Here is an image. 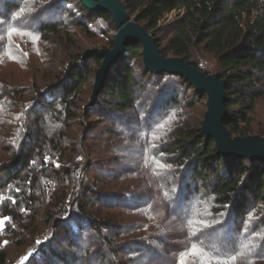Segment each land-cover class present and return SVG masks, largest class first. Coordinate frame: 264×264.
I'll return each instance as SVG.
<instances>
[{
  "label": "trees",
  "instance_id": "trees-1",
  "mask_svg": "<svg viewBox=\"0 0 264 264\" xmlns=\"http://www.w3.org/2000/svg\"><path fill=\"white\" fill-rule=\"evenodd\" d=\"M46 1L35 0L31 10L18 18L15 15L23 9L19 0H0V38L6 45L7 35L15 39L10 46L11 60H15L11 65H16V71L19 62H26L24 74L6 78L4 43L0 44V217L7 220L0 234V264H7L9 256L5 246L2 247L4 237L10 236L16 246H24L29 236L32 238L47 224H53L50 239L42 243L40 253L27 264H37L43 257L51 264L50 243L63 234L75 252L60 255L53 251L52 257L60 264H161L163 254L171 256L167 264H178L184 261L183 257H190V250L201 248L203 242L195 236V228L203 226L204 217L192 211L193 206H187L192 197L208 192L218 207L214 213L229 212L236 221L246 219L250 211L264 204V163L245 158L227 160L215 148V141L203 133L206 103L198 110L197 106L199 101H206V94L196 92L182 76L152 74L144 67L145 75L151 78L176 79L185 87V97L180 99V92L174 88L167 97L165 89L159 90L161 87L156 90L158 93L142 96L145 86L135 76L132 63L141 55L143 62L139 43L127 44L125 55L108 73L96 105L88 108L79 104L80 99L90 102L94 90L93 84L85 98L81 97L82 87L93 71L90 62L95 60L100 68L102 59L93 55L83 61L87 50L69 56L57 51L56 56H63L59 62L63 66L57 63L56 66L48 60L46 45L78 48L74 32H70L66 23L69 20L71 25L72 17L75 20L71 26L91 40L96 33L91 26L95 19L111 21L115 29L116 24L110 14L92 12L80 0H74L78 10L72 7L73 0H57L55 6L46 5ZM122 1L130 17L135 16L134 21L156 38L164 57L190 60L197 69L225 80L228 110L225 125L233 137L257 134L264 137V115L259 113L264 103V0ZM174 12L183 15L173 24L161 26ZM45 17L50 19L44 20ZM31 27L40 36L42 62L55 70L42 78L41 84L36 82V78L40 81L33 60L36 55L22 49L14 38L32 31ZM13 32L16 34L10 35ZM32 36H28L26 49L31 50ZM115 41L114 36L103 50H112ZM203 60L210 61L214 70L202 68ZM71 62L74 65H69ZM31 78L34 84L24 87V82ZM174 85L178 86L176 82ZM47 92L51 98L46 96ZM189 92L196 100H187L185 112L180 107ZM96 109L108 111L102 117L109 118L110 112L118 115L113 117V126L119 124L118 137L126 145L123 149L121 145L117 152L128 150L135 158L131 170L118 176L104 173L91 182L89 172L94 158L85 143L89 140L88 132L81 147L83 161L76 160L72 168L69 163L75 160L77 150L76 145L64 142L68 138L65 125L71 126L75 121L87 125L89 113ZM43 117L48 123L64 126L58 138L44 141L43 132L39 131L42 121L45 122ZM26 136L31 140H26ZM167 163L174 168L167 169ZM146 200L151 205L147 214L153 217L154 226L165 231L168 246L149 226L148 218L140 225L138 234L131 235L126 229L133 223L124 224L123 212L145 216L142 207L135 205ZM161 242L163 253L156 256ZM234 247L235 244L231 248ZM117 251L122 252L123 258ZM213 256L219 259V264L232 261L252 264L238 248Z\"/></svg>",
  "mask_w": 264,
  "mask_h": 264
},
{
  "label": "rangeland",
  "instance_id": "rangeland-1",
  "mask_svg": "<svg viewBox=\"0 0 264 264\" xmlns=\"http://www.w3.org/2000/svg\"><path fill=\"white\" fill-rule=\"evenodd\" d=\"M35 0H19V5H22V11L20 13H17L15 16L16 17H22L23 14L26 11L31 10V6H33ZM44 1V0H42ZM58 3L57 0H47L46 5L51 4V6H55ZM50 6V7H51ZM72 7L78 10V4L76 1L73 0L72 2ZM38 14V13H37ZM183 14L179 12H174L171 13L169 16H167L164 20L161 26H169L170 24H173L175 20L179 17H181ZM51 18V16H49ZM49 17H45L44 20H49ZM57 15L55 16L56 20ZM133 20L135 19V16L131 17ZM75 20V17L70 18L71 25L72 22ZM69 20L66 21L68 24V27L70 29V32H74V39H76V44L78 46L77 49L74 50V46L71 47L69 45L63 44L62 46L59 47H51V45H46L47 46V52H48V60L49 62H54L53 64L58 66H63L59 64L60 60L63 58V56H56V52H60L63 55H70V54H79L82 53L83 50H89V49H98V50H103V48L108 47L105 45V43H109L111 40H113L115 34H116V29L115 25H113V22H106L102 21L100 19H95L92 23V29L96 30L95 32V38L91 40L90 38L88 39L85 37L83 33L78 31V29L73 28L69 23ZM1 23V21H0ZM2 24V23H1ZM31 25H33L31 23ZM32 28V27H31ZM3 31L5 29L3 28ZM36 30L32 28V31H29L28 33H22L24 35H14V38H16L17 44L22 49H25L27 51H30L31 53L35 54L37 58H33V60L36 62V65L38 66L36 68V73L39 75L40 73V81L36 78V82L41 84L42 78L45 76H48L50 71L55 72L53 68H47L44 63L42 62V56H41V40L40 36L38 35V32H35ZM0 32H2V28L0 26ZM9 34V33H8ZM16 34V32L11 33ZM32 36V47L30 49H26L25 43L27 39L29 38L28 36ZM7 39L9 41V44L6 45L5 42L0 38V44L4 43L3 46V51H5V67L3 68L6 78L7 77H12L13 75H22L25 73L26 70V62L22 61L19 62V67L15 71V66L16 65H11L12 62H15L14 59L11 60L13 57V50L10 48L12 45V42H15V39L13 40L9 35H7ZM21 42V44L19 43ZM46 46H44V53L46 52ZM2 48V47H1ZM85 51V52H87ZM140 51H143L141 49ZM84 52V53H85ZM83 53V54H84ZM6 57L8 58V61L6 60ZM64 61V60H62ZM133 65H134V70H135V76L139 78L141 81L142 85L145 86V92L141 91L142 96H146L147 94H150L152 92H157L156 90L158 87L160 88L159 90H166V96L169 97L174 89H177L180 92V99L181 97L184 98V86L179 85L178 81L172 77L171 80L169 79H160L158 77L151 78L149 76L145 75V70L142 62V55L136 57L135 59L132 60ZM75 62V61H74ZM74 62H71L69 65H74ZM202 62V68H205L208 71H213L214 68L212 66V63L210 61H201ZM39 64V65H38ZM56 65V66H57ZM91 67L92 73L90 74V78L88 79V82L82 87L84 89V93H82V98H85L86 92L89 91L90 86L94 84V79H95V74L96 70L100 69L99 64L94 60L91 61L89 64V68ZM43 68L44 70L39 71L38 69ZM47 68V69H46ZM0 73L2 75V70L0 69ZM34 78H31L29 81H25L23 86L26 87L28 85L34 84ZM176 85L178 86H175ZM43 83V82H42ZM44 84V83H43ZM156 87V88H155ZM43 88V86H42ZM41 88V89H42ZM155 89V90H153ZM148 92V93H147ZM159 92V91H158ZM157 92V93H158ZM139 94V95H141ZM46 96L51 98V93L47 92ZM185 99V104L182 102V106L180 108L184 109L187 103L188 99H193L196 97L192 92H189L188 97ZM200 100V99H199ZM202 100V99H201ZM203 102L199 101L197 110L199 109V106L203 107L206 103L205 99L202 100ZM78 103L81 105H87L89 107L88 100L84 101L83 100H78ZM85 108V107H84ZM259 113L264 115V103L262 106L259 108ZM47 111V110H46ZM52 111V110H51ZM186 112V110L184 109ZM101 110L96 109L89 113V118H88V123L86 125L80 122L71 123V126H66L65 125V133L67 139L64 140L66 143H70L73 145H76L74 150H77V155L75 157V160L71 163H69L72 168H74L75 164L74 162L77 161H83L82 159V152H81V147L84 146L83 139L85 137L86 132H88L87 137L89 136V140L86 141V146L88 147L91 152H93V158L91 160L92 167L89 179L91 182L96 177L102 176L104 173H111L114 174L115 176H118L122 174L125 171H129L132 169V164L135 156L131 153V151H123L122 153H118L117 150L119 147L122 145L123 147L126 145V142L123 141V139L118 137L119 134V129L120 126L119 124L116 125L115 127L113 126V117H117V114H113V112H110L109 118L107 117H102V114H105L107 116L108 111L103 113ZM47 113H51L48 111ZM130 113V112H129ZM7 116H10L8 113ZM122 118V116H121ZM170 118V116H169ZM44 120V117H43ZM168 119H164V121H167ZM45 121V120H44ZM86 125V127H84ZM41 128L39 131L43 132V137L44 141L45 139H54L58 138L59 135V130L64 128L62 125H57L53 123L48 122H43L41 123ZM59 127V128H58ZM62 127V128H61ZM61 128V129H60ZM40 136V134H39ZM26 140L30 141L31 137L26 136ZM117 155V159L113 158L114 156ZM7 156L5 155L4 158ZM111 158V160H109ZM99 161L103 162L104 165H99ZM106 165V166H105ZM105 166L104 168H102ZM166 168L169 170H172L174 167L171 166L169 163H167ZM2 196L0 197V199ZM139 205L135 206H140L142 207V211L144 212V215H134L131 216L129 213H124V224L126 222H132V225L126 226V229L128 232H130L131 235H136L138 234L137 232H140V225L142 222H146V218L150 219L149 221V226L154 228L156 234L160 235V239L165 241V245H169L170 242L166 238V233L163 231L160 227L157 228L154 226V220L153 217L150 216V214H147V211L150 209V202L149 201H143L142 203H136ZM188 207L193 206L191 209L192 211H197L198 214L203 216V226L200 227V224L198 225L197 228H195V236H198V238L203 239V242L201 243V248L200 247H195L190 250L187 259L183 257L184 261H178V264H184L186 261L187 264H194L195 261H199L201 264H219L218 263V258H214L213 254L216 253L217 256H221L224 254V252H229L233 251L235 249H242V251L247 255L244 256L246 260L251 262L252 264H264V204L255 207L254 210L249 212V215L246 219L239 221H236L234 218L229 216V212H224L223 214L219 213H214V209H218V207L215 206L214 204V198L210 196L208 192H204L201 195L192 197L187 205ZM186 210V209H184ZM125 211V209L123 210ZM43 214L41 212L40 219H42ZM4 223L3 226L6 225L7 220L3 219ZM48 225V224H47ZM43 225L41 227V230L38 231L36 234L33 235L32 238L29 236V240L25 242L24 246H16V242L13 238L9 237H4L2 240V247L8 250V258H7V264H22L25 259L32 254L33 252L38 249L42 243L50 239L51 231H52V225ZM139 226V228H137ZM148 226V227H149ZM5 228V227H4ZM148 229V228H147ZM170 231V229H169ZM204 231H207L205 233ZM143 232V230H141ZM26 235H28L26 233ZM66 237L65 234L62 236L59 235L55 239H53L50 243V250H51V264H60L57 260V258L52 257V252L57 251L60 255L64 254H72L75 251L73 248L68 244L67 239L64 238ZM238 241V242H237ZM180 243V242H178ZM115 245H118V242H114ZM162 242L159 243L160 248H158L156 252V256H158L159 252L163 253V248H162ZM233 244H235L236 247H233ZM158 245V246H159ZM179 245V244H177ZM157 248H154L156 250ZM203 248H207L208 252H205ZM162 250V252H161ZM40 253V252H39ZM122 252L117 251V255H121ZM153 254H155V251H153ZM38 255V254H37ZM48 255V254H47ZM50 255V254H49ZM123 258V256H120ZM168 258V259H166ZM169 259H171V256H166V254H163V261L161 264H167ZM49 260H47L46 257L42 258V261L37 262V264H48ZM245 262H240V264H244ZM137 264V263H136ZM229 264H239L236 263L235 261H232V263Z\"/></svg>",
  "mask_w": 264,
  "mask_h": 264
},
{
  "label": "water",
  "instance_id": "water-1",
  "mask_svg": "<svg viewBox=\"0 0 264 264\" xmlns=\"http://www.w3.org/2000/svg\"><path fill=\"white\" fill-rule=\"evenodd\" d=\"M92 12L108 13L116 24L115 45L112 50L89 49L83 55V61L91 56L102 59L97 70L94 90L88 108L94 107L97 98L104 88L110 70L126 53L129 42L140 44L143 48V64L145 70L152 74H175L182 76L185 81L194 86L199 94H206V111L202 131L215 141V148L227 160L248 159L251 162L264 163V137L261 135L233 137L225 125L227 110L225 80L217 74H207L197 69L193 62L180 57L166 58L161 53L157 40L139 22L129 15L124 1L119 0H80ZM43 244L30 254L23 264H27L42 248Z\"/></svg>",
  "mask_w": 264,
  "mask_h": 264
},
{
  "label": "built area",
  "instance_id": "built-area-1",
  "mask_svg": "<svg viewBox=\"0 0 264 264\" xmlns=\"http://www.w3.org/2000/svg\"><path fill=\"white\" fill-rule=\"evenodd\" d=\"M1 197V196H0ZM0 220H2V218L0 217ZM3 226V225H2ZM2 226H0V234L2 233Z\"/></svg>",
  "mask_w": 264,
  "mask_h": 264
},
{
  "label": "snow or ice",
  "instance_id": "snow-or-ice-1",
  "mask_svg": "<svg viewBox=\"0 0 264 264\" xmlns=\"http://www.w3.org/2000/svg\"><path fill=\"white\" fill-rule=\"evenodd\" d=\"M3 223H4V221H3V220H0V226H2V225H3Z\"/></svg>",
  "mask_w": 264,
  "mask_h": 264
},
{
  "label": "bare ground",
  "instance_id": "bare-ground-1",
  "mask_svg": "<svg viewBox=\"0 0 264 264\" xmlns=\"http://www.w3.org/2000/svg\"><path fill=\"white\" fill-rule=\"evenodd\" d=\"M23 264V263H22Z\"/></svg>",
  "mask_w": 264,
  "mask_h": 264
}]
</instances>
